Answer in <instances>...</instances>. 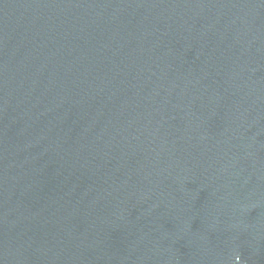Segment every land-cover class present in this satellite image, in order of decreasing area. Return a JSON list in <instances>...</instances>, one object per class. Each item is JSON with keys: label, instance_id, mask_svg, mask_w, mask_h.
<instances>
[{"label": "water", "instance_id": "water-1", "mask_svg": "<svg viewBox=\"0 0 264 264\" xmlns=\"http://www.w3.org/2000/svg\"><path fill=\"white\" fill-rule=\"evenodd\" d=\"M264 264V0H0V264Z\"/></svg>", "mask_w": 264, "mask_h": 264}, {"label": "flooded vegetation", "instance_id": "flooded-vegetation-1", "mask_svg": "<svg viewBox=\"0 0 264 264\" xmlns=\"http://www.w3.org/2000/svg\"><path fill=\"white\" fill-rule=\"evenodd\" d=\"M245 264V263H244Z\"/></svg>", "mask_w": 264, "mask_h": 264}]
</instances>
